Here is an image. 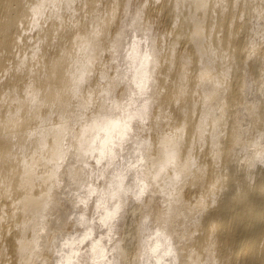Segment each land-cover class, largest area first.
<instances>
[{
  "label": "bare ground",
  "instance_id": "6f19581e",
  "mask_svg": "<svg viewBox=\"0 0 264 264\" xmlns=\"http://www.w3.org/2000/svg\"><path fill=\"white\" fill-rule=\"evenodd\" d=\"M142 5L0 0V154L11 148L10 133L46 115L13 117L23 90L31 85L60 102L75 49H91L100 75L114 76L115 53L139 14L156 35L155 64L147 66L156 80L153 116L160 128L178 130L186 151L205 165L183 187L173 223L188 264H264V168L253 171L254 161L241 155L259 146L264 130V0ZM0 175L9 181L0 192V264H19L16 228L51 197L52 185L38 169L26 174L4 165Z\"/></svg>",
  "mask_w": 264,
  "mask_h": 264
},
{
  "label": "clouds",
  "instance_id": "9594fccd",
  "mask_svg": "<svg viewBox=\"0 0 264 264\" xmlns=\"http://www.w3.org/2000/svg\"><path fill=\"white\" fill-rule=\"evenodd\" d=\"M127 29L114 76L100 75L91 49H75L60 102L31 85L18 98L17 121L46 115L9 134L0 166L38 169L53 190L16 228L19 264H188L173 223L183 187L205 165L178 130L160 128L153 116L156 80L147 66L155 64V33L139 14ZM257 135L258 147L241 150L253 171L264 168V130ZM8 186L0 175V192Z\"/></svg>",
  "mask_w": 264,
  "mask_h": 264
}]
</instances>
